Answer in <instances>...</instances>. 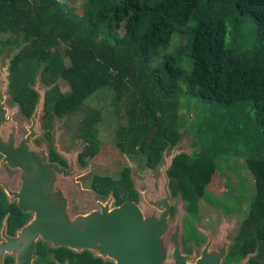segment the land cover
<instances>
[{
	"label": "trees",
	"instance_id": "16d2710c",
	"mask_svg": "<svg viewBox=\"0 0 264 264\" xmlns=\"http://www.w3.org/2000/svg\"><path fill=\"white\" fill-rule=\"evenodd\" d=\"M80 7L77 12L60 0H0V51L6 44L17 47L9 60L8 91L22 114L30 117L38 101L34 77L50 86L41 115L47 139L55 117L85 112L77 129L85 142L82 163L99 152L107 119L102 108L87 105L112 93L113 112L122 120L115 147L156 168L163 151L183 138L180 81L189 96L204 101L252 103L264 133V0H84ZM236 12L256 25L258 44L245 50L226 44V20ZM171 40L176 50L160 57ZM248 148L240 155L254 192L221 264L238 263L247 254V264H264V150L262 144ZM48 154L60 160L52 147ZM217 155L214 146L179 152L167 168L172 196H180L192 217L217 175ZM89 186L100 196L112 191L117 205L139 198L127 166L116 179L93 175Z\"/></svg>",
	"mask_w": 264,
	"mask_h": 264
},
{
	"label": "rangeland",
	"instance_id": "374dc122",
	"mask_svg": "<svg viewBox=\"0 0 264 264\" xmlns=\"http://www.w3.org/2000/svg\"><path fill=\"white\" fill-rule=\"evenodd\" d=\"M60 1L74 6L77 12L81 11L80 5L84 2V0ZM226 28V44L231 48L245 50L257 43L256 25L248 15H241L236 12L226 20ZM182 39L184 38L180 37L179 42ZM176 48L177 44L171 40L167 47L160 49V57L172 53ZM16 51L17 47L9 44L3 46L0 51V82L3 77L8 78L9 60ZM187 59L184 56L182 58L183 63ZM186 68L189 67L186 66ZM57 83L62 91L68 89L67 83L61 79H58ZM31 85L38 92L39 98L43 97L45 91L50 87L41 81L39 74L34 77ZM178 93L180 94L179 126L183 138L175 146L167 147L163 151V158L156 168L146 166L141 156L123 154L115 147L113 142L114 131L118 122H122V120H119L116 117V112H113L112 93L102 95L98 100L94 97L87 105L102 108L106 112L105 117L107 119L100 126L101 148L94 157L88 159L86 165H80L77 159L78 153L85 144L77 134L78 122L84 115V111L63 117H55L50 129L51 137L47 139L41 125L42 109L38 134L33 142L38 147H46L47 150L52 147L68 163H73L74 176L60 178L63 183L62 188L68 197V211L71 215L86 212L96 207L92 201H105L107 199V197L97 196L89 188L88 182L93 174L117 177L121 168L128 166L135 187L139 192V202L143 203L141 191L148 192L149 197L158 195L161 192L163 184L162 168L168 162V158L179 152H192L196 149L214 146L218 153L216 156L217 175H215L209 188L206 189L204 196L199 201L198 214L195 217L188 214L185 202L179 196H171L170 198L174 212H171L169 222L174 223L178 215L181 216L182 220L180 233L182 251L198 256L200 248L206 242L208 235L216 241L224 237L228 244L232 242V237L241 218L245 215V210L254 192L252 173L240 154L242 151L248 150L249 146H259L260 144L263 145L264 150V133L259 132L260 129L255 120L256 109L250 102L227 107L217 102L191 97L186 92V84L183 81L179 83ZM6 96L8 106L16 108L13 118L17 122L18 132L25 134L27 132L26 125L30 123V117L25 116L18 110V104L11 101L9 91H6ZM208 125L218 126V129L213 131V127L210 128ZM36 139H39V142H36ZM4 168L11 171L8 170V177L12 179L15 176L17 180L18 170L6 166ZM111 204L113 205V197ZM241 208L243 209L241 210ZM192 229L199 232L204 240L196 238L193 239L195 242L192 241L190 239Z\"/></svg>",
	"mask_w": 264,
	"mask_h": 264
},
{
	"label": "water",
	"instance_id": "95a60500",
	"mask_svg": "<svg viewBox=\"0 0 264 264\" xmlns=\"http://www.w3.org/2000/svg\"><path fill=\"white\" fill-rule=\"evenodd\" d=\"M8 84V78L3 77L0 82V168L6 166L18 170V189L5 188L17 197L22 210H32V221L24 226V230L32 233L33 247L36 239L41 238L53 246L89 250L115 264L223 262L230 245L224 237L216 241L208 235L198 256L182 251L181 216L178 215L174 223L169 222L172 193L167 168L174 156L168 158L162 168L163 184L158 195L149 197L148 192L141 191L143 203L138 198L119 205H112L109 196L105 201H92L96 207L71 215L60 178L74 176L73 163L66 167L50 160L46 147H38L33 142L38 134L44 95L38 97L30 123L26 125L27 132L21 134L13 118L16 108L9 107L6 102ZM249 255L238 264H247Z\"/></svg>",
	"mask_w": 264,
	"mask_h": 264
},
{
	"label": "flooded vegetation",
	"instance_id": "af4514ba",
	"mask_svg": "<svg viewBox=\"0 0 264 264\" xmlns=\"http://www.w3.org/2000/svg\"><path fill=\"white\" fill-rule=\"evenodd\" d=\"M35 141L39 142V139ZM83 148L84 146L82 149ZM55 153L57 154L55 156L63 161V163L60 160H56V162L59 161L58 163L60 165L66 167L70 165V162L68 163L62 158L56 150ZM90 158L92 157L87 156L84 159L85 163H82V161L79 160V156L77 157L79 164L82 166L86 165ZM8 170L9 169L0 168V264H115V261L96 256L89 250L76 251L67 246H53L51 243L41 238L36 239L35 246L33 247L32 233L24 230V226L32 221V210H22L18 205L17 197L7 192L5 186L10 190H17L19 184L18 172L16 180L15 176L12 179L8 177ZM120 172L118 176H120ZM93 175L90 176L88 186L92 181ZM110 177L112 179L117 178L113 176ZM89 188L96 194L94 189L90 186ZM111 192L107 196L96 195L108 198L112 196ZM113 205H117L115 203V197H113ZM242 209L243 208H241V210ZM231 210L233 211L234 209ZM199 234V232L192 229L190 239L192 241L196 238L204 240L201 234ZM186 236H188V234H186ZM196 243H198V241H196Z\"/></svg>",
	"mask_w": 264,
	"mask_h": 264
}]
</instances>
